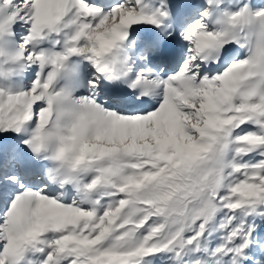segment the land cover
I'll return each instance as SVG.
<instances>
[{
  "label": "snow or ice",
  "instance_id": "snow-or-ice-1",
  "mask_svg": "<svg viewBox=\"0 0 264 264\" xmlns=\"http://www.w3.org/2000/svg\"><path fill=\"white\" fill-rule=\"evenodd\" d=\"M0 264H264V0H0Z\"/></svg>",
  "mask_w": 264,
  "mask_h": 264
},
{
  "label": "rangeland",
  "instance_id": "rangeland-1",
  "mask_svg": "<svg viewBox=\"0 0 264 264\" xmlns=\"http://www.w3.org/2000/svg\"><path fill=\"white\" fill-rule=\"evenodd\" d=\"M253 2H256V3H258V2H259V0H253Z\"/></svg>",
  "mask_w": 264,
  "mask_h": 264
}]
</instances>
